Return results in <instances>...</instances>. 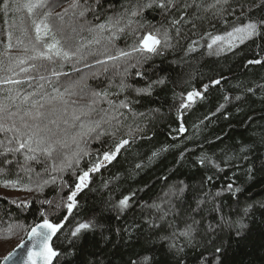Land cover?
I'll return each instance as SVG.
<instances>
[{
  "label": "trees",
  "instance_id": "16d2710c",
  "mask_svg": "<svg viewBox=\"0 0 264 264\" xmlns=\"http://www.w3.org/2000/svg\"><path fill=\"white\" fill-rule=\"evenodd\" d=\"M20 2L22 4L24 0ZM135 2L101 0V6L87 15L91 23L85 26L91 27L108 17H115L123 12L121 5L131 7ZM9 3L11 10L4 15L3 0H0V60L5 63L7 57L3 54L9 43V31L12 32V48L9 49L12 57L25 55L23 49L28 40L23 34L24 29L35 37L26 9L17 10L13 0ZM68 3L70 0H58L55 11H62ZM93 3L94 0H89V4ZM185 3L190 7L168 13L160 9L146 10L142 17L133 18L139 23H134L123 33L112 35L114 29L104 31L99 44L84 49L96 54L87 56L80 63L75 60L55 64L37 62L44 65L40 74L51 84L39 81L35 70L13 77H37L31 81L32 87L27 81L22 84V91H32L38 83H44L47 92H51L52 87L63 91L80 82L73 88L78 95L72 99L87 103L92 90H107L108 100L114 105L125 101L131 111L119 109L124 116L120 117V125L113 121L119 128L115 137L103 135L96 139L93 134L88 138L82 147L91 155L82 156L78 165L73 161L72 168L53 170L54 165L58 169L64 161L63 153L71 156L77 150L75 145L63 153H53L51 158L41 156L40 163L30 162L26 165L31 168L30 172L20 167L24 164L22 155L16 156L19 163L5 166V173L0 175V263L24 241L31 227L42 222L40 213L43 211L54 223H64L53 242V247L62 255L53 264H131L132 260L141 262L145 256L150 257L147 264H203L202 257L211 260L217 246L224 248L221 264H264V207H261L264 204V27L259 35L228 52L215 54L207 47L211 36L224 35L234 27L264 19V4L261 0H229L227 5L209 8L215 0H180L181 5ZM221 8L224 10L218 11ZM41 11L37 10L38 13ZM181 15L184 21L177 25L181 28L178 42L174 39V46L164 49L162 55H154L142 66L130 68L127 75L123 69L136 64L139 53L118 61L107 59L118 50L129 51L139 36L162 24L168 25L172 18ZM139 24L144 28L140 29ZM132 29L136 31L132 32ZM88 32L81 34L80 42L69 29L67 34L71 39L67 44L73 49L87 44L96 35ZM172 34L175 36L174 29ZM18 37L24 44L17 43ZM97 60L104 63L97 64ZM254 60L261 63H249ZM53 69L67 75L52 76ZM138 70L144 75L136 76ZM2 75L5 74L0 73ZM160 78H164L165 83L153 85L150 95L137 94L136 89L145 88ZM215 80L220 83L214 84ZM122 82L126 87L121 88ZM85 83L87 87H84ZM204 85H208L207 90ZM10 87L14 86L0 84V94ZM193 90L201 92L204 98H196L190 108L181 109L178 115L180 94L186 97ZM225 96L229 97L228 101ZM220 104L225 107L217 112ZM95 109L91 114L94 120L104 116L103 110L111 111L106 100H101ZM181 124L185 129L183 132L179 131ZM137 126L143 131H135ZM104 127L112 131L108 125ZM130 129L133 130L131 137L127 135ZM121 138L129 139V144L111 163L90 173L88 187L78 192L77 207L68 215L63 205L74 190L76 176L81 170H87L98 156L102 158L104 151L113 149ZM154 152L158 155L153 157ZM205 156L209 159L201 164L199 160ZM138 164L139 168L136 167ZM208 177H212L211 181ZM5 180H17L18 183L15 187H5ZM229 183H233L234 188L239 187L240 191L235 195L225 191ZM39 185H43L42 190ZM184 186L182 196H172L173 190ZM26 187L32 191L25 190ZM217 191L222 193L218 197L215 196ZM133 192L130 208L121 212L115 207L120 199ZM13 200L15 204L11 202ZM45 200L52 203H41ZM200 200L204 203L198 208ZM22 201L28 202L26 207ZM154 203L168 211L166 219H160L162 213L151 207ZM58 204L61 207L57 208ZM216 205L220 206V212L214 210ZM249 205L252 207L246 216L244 209ZM221 214L232 221L243 220L248 225L244 234L236 237L235 230L228 228L209 232L208 226L218 225ZM91 219L102 227L86 233L80 240L70 236L78 222ZM186 224H192L195 237L191 244L182 237H173L176 244L184 248L183 252H177L169 247L171 241L162 237H172ZM9 226L12 231L8 230Z\"/></svg>",
  "mask_w": 264,
  "mask_h": 264
},
{
  "label": "snow or ice",
  "instance_id": "6c2138e0",
  "mask_svg": "<svg viewBox=\"0 0 264 264\" xmlns=\"http://www.w3.org/2000/svg\"><path fill=\"white\" fill-rule=\"evenodd\" d=\"M229 0H215V3L209 5V8H216L217 5H227ZM264 4V0H261ZM13 4L17 8L26 9L29 18H31V25L35 31V37H31L28 34L27 29L23 30L24 36L27 38L28 43L24 46L25 55L12 57L9 55V49L12 48V32L9 31L7 38L9 43L6 46L3 55L7 57V63L4 60H0V73L5 75L0 76V84L12 85L0 94V175H3L6 171L5 166L12 165L14 162L19 163L16 159L17 155H22L24 158V164L20 167L25 172H30L31 168L26 167L30 162L40 163V157L51 158L53 153H63V150L68 149L71 145H75L76 151L72 152L71 156L67 153L64 154V161L61 162L59 168L54 165L53 170L64 171L65 168H72L73 161L78 165L82 156H90L91 154L82 147L86 143L88 138H91L95 134V138L99 139L103 135L116 136L119 131L115 125L122 124L120 117L124 116V113L120 112L121 108H128L130 111L129 104L125 101H120L119 105H114V102L108 100L109 93L107 90L90 92V98L87 103H80L79 100L72 99L73 96L78 95L73 88L78 87L80 82H76L73 85L65 87L63 91L58 87H52L51 92L45 90L44 83H38L32 91H22L20 86L26 81L29 82V87H32L31 81L36 80V76H26L23 79L13 78L19 77L20 73H29L35 70L38 73V80L45 81L51 84L48 78L40 74L41 69L44 68L43 64L37 62L48 61L55 64L57 61L61 62H72L75 60L79 63L81 60L86 59L89 55H95L92 51L85 52L84 49L91 44L100 43V35L106 30H115L112 35L117 32L123 33L125 29H128L134 23H139L133 20L134 17H142L146 10L160 9L164 13H168L173 9L179 10L181 7L184 9L190 7L188 4H180V0H136L135 3L128 7L121 5L124 9L123 12L117 14L115 17H108L104 22L95 24L94 26L88 27L87 30L96 35L93 39L89 40L87 44H80L78 47L73 49L72 46L67 44V41L71 39L68 35V30L71 33H77L84 31L85 25H89L91 22L87 20V15L96 10L97 6H101V0H94L93 4H89V0H70L67 7H64L62 11L56 12L55 7L59 6L58 0H24L21 4L20 0H13ZM9 0H3L2 11L4 15H8L11 10ZM199 7V5H197ZM37 10H42L37 12ZM208 9H205L207 11ZM224 9L221 8L218 11L222 12ZM68 17V20L65 18ZM96 19H99L97 16ZM81 20L84 22L79 23ZM184 21V16L181 15L179 18H172L168 25H161L159 28L147 31L144 35L138 37V42L130 46L129 51L118 50L116 55H109L108 60L118 61L121 59H127L133 55V53H139L140 59L137 60L136 64H130L128 67L123 69L125 75L129 73L130 68H136L137 65L143 64L147 60L151 59L154 55H162L164 49L172 48L173 40L178 42V38L181 34V28L177 27L181 22ZM122 22H124L122 24ZM140 29L144 28L143 24H139ZM261 27H264V19L259 22H249L239 27H234L232 31L225 33V35L211 36V43L207 45L209 49H212L213 45L220 43V50H223V45L227 44L229 48L235 47L236 42L243 44L246 40L253 38L260 34ZM175 30V36L172 34V30ZM136 29H132L135 32ZM63 41V42H62ZM18 44H24V40L17 38ZM195 43V41L193 42ZM191 51V47L189 48ZM30 53V54H29ZM148 54V55H145ZM97 64H103L104 61L97 60ZM249 63L259 64L261 61L254 60ZM62 66V64H61ZM86 67L88 65H85ZM18 69V71H17ZM79 71V69H76ZM108 69L105 67L104 71ZM52 76L59 77L61 75H67L55 71L51 72ZM144 73L141 71L136 72V76H143ZM165 83L164 78L152 81L147 87L136 89L137 94L150 95L153 85H163ZM214 84H219V80L213 81ZM87 87V84H84ZM126 85L121 83V88ZM208 85H204V89L207 90ZM252 91V89H248ZM182 97L179 108L177 109L178 115L181 109H187L191 107V104L195 102L196 98L203 99L201 92L193 90L187 93L186 97L183 93L180 94ZM83 99V97H81ZM225 101H228L229 97H224ZM240 99L239 96L236 97ZM101 100H106L110 106L111 111L103 110L104 116L99 119H91V114L96 110L97 105ZM225 107V104H220L217 108V112ZM158 111V110H156ZM140 115H143L142 113ZM207 118V117H206ZM115 122V125L113 124ZM202 123V122H201ZM104 125H108L112 128L109 132ZM75 130V131H73ZM135 131L141 132L143 129L136 127ZM180 132L185 131L183 124L179 128ZM129 137L133 135V130L130 129L128 134ZM129 139L121 138L115 143L113 149L104 151L102 158L98 156L95 162L91 164L87 170H81L80 174L76 176L77 182L75 183L74 190H71L67 196V203L63 206L67 209V214L71 215L73 209L77 207V194L84 188L88 187L90 180V173L98 172L101 167H104L106 163H111L116 159L117 154L122 148L129 144ZM166 149H161V151ZM243 151V149H242ZM158 155L157 152L153 153V157ZM183 155V154H182ZM11 157V158H9ZM151 159V157H150ZM208 157H201L199 162L204 164ZM219 168V165H215ZM137 168L140 165H136ZM251 173V169L248 170ZM75 175V172L73 173ZM53 181L55 177L52 178ZM212 177H208L211 181ZM5 187H15L18 183L17 180H5ZM48 181H45V184ZM182 183V182H181ZM40 189H43V185H39ZM186 186L180 187L179 189L172 191V196H182ZM25 190L32 191L31 188L26 187ZM225 191L232 192L233 195L240 191L239 187L233 186V183H229ZM222 193L217 191L215 196H220ZM135 193L125 195L115 205L121 212L131 207L130 201ZM168 195L167 193L165 194ZM16 203L15 200L11 201ZM25 207L27 201L21 202ZM41 203L51 204V201H42ZM169 203V201H164ZM204 203L203 200L197 202V207ZM57 208L61 205H56ZM151 207L161 212V220L166 219L169 214L165 211L161 204H153ZM251 205L244 209V213L247 216L251 209ZM264 207V204L261 205ZM215 211L220 212V206L216 205ZM40 215L43 217L42 222L37 223L31 227L28 232V237L33 241L32 248L27 253L26 260L23 264H53V261L61 256L62 254L52 246V237L61 230L64 226L62 222H53L48 219L43 211ZM66 215L64 219L66 220ZM194 223H196L194 221ZM156 227L158 225H151ZM102 225L97 224L95 219L88 221L78 222L75 227L71 230L70 236L75 240H80L86 233L95 230ZM219 228L234 229L236 237H241L244 231L248 228V225L243 220L232 221L230 218L225 217L223 214L220 215V221L218 225H209V232H215ZM9 231H12V226H9ZM182 237L191 244L195 237V229L192 224H186L183 229L178 232H174L172 237H162V239L170 240L169 247L176 249L177 252H183L184 248L178 246L173 237ZM74 244V242H73ZM224 253L222 246H217L212 253V259L209 260L207 257H202L203 264H221V256ZM12 253H9V257ZM71 255V253H69ZM7 260L8 257H5ZM150 257L145 256L141 262L132 260L131 264H147Z\"/></svg>",
  "mask_w": 264,
  "mask_h": 264
},
{
  "label": "water",
  "instance_id": "95a60500",
  "mask_svg": "<svg viewBox=\"0 0 264 264\" xmlns=\"http://www.w3.org/2000/svg\"><path fill=\"white\" fill-rule=\"evenodd\" d=\"M63 225H64V223H63ZM62 228H61V230H62ZM59 232H57V234ZM57 234L54 237H52V241H51L52 246H53V242H54V239L57 236ZM32 244H33V241L29 239L28 234H27L24 241L22 243H20L13 251L10 252V253H12V255L9 257V254H8L6 256V257H8V259L6 260L4 258L0 264H23V261L26 260V258H27V253H28L29 249L32 248ZM55 260L53 261V263L55 262Z\"/></svg>",
  "mask_w": 264,
  "mask_h": 264
},
{
  "label": "rangeland",
  "instance_id": "374dc122",
  "mask_svg": "<svg viewBox=\"0 0 264 264\" xmlns=\"http://www.w3.org/2000/svg\"><path fill=\"white\" fill-rule=\"evenodd\" d=\"M86 28H88V26H85V29H84V31H79L78 30V32L77 33H73L76 37H79L80 39H78V41H82V39H81V34H83V32H85L86 33V31H87V29ZM89 33V32H88ZM87 33V34H88ZM225 35V34H224ZM221 36H223V35H221ZM247 41V40H246ZM211 42V41H210ZM239 45H241V43H239L238 41L236 42V46L235 47H231V48H229V46L227 45V44H224L223 45V50L221 51L220 50V47H221V45H220V43H218L217 45H213V47H212V52L213 53H215V54H222V53H224V52H228V51H230V50H233V49H235L237 46H239ZM80 63V62H79ZM78 64H76V66H77Z\"/></svg>",
  "mask_w": 264,
  "mask_h": 264
},
{
  "label": "bare ground",
  "instance_id": "6f19581e",
  "mask_svg": "<svg viewBox=\"0 0 264 264\" xmlns=\"http://www.w3.org/2000/svg\"><path fill=\"white\" fill-rule=\"evenodd\" d=\"M30 231V230H29Z\"/></svg>",
  "mask_w": 264,
  "mask_h": 264
}]
</instances>
